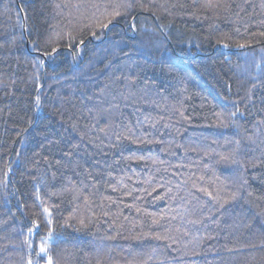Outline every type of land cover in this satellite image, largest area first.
Wrapping results in <instances>:
<instances>
[{"label":"trees","instance_id":"obj_1","mask_svg":"<svg viewBox=\"0 0 264 264\" xmlns=\"http://www.w3.org/2000/svg\"><path fill=\"white\" fill-rule=\"evenodd\" d=\"M49 257L264 264V0H0V264Z\"/></svg>","mask_w":264,"mask_h":264},{"label":"snow or ice","instance_id":"obj_2","mask_svg":"<svg viewBox=\"0 0 264 264\" xmlns=\"http://www.w3.org/2000/svg\"><path fill=\"white\" fill-rule=\"evenodd\" d=\"M118 14H119V13H117V15H118ZM105 26H106V25H105ZM41 253H45V254H46V253H47V249L42 247V248H41ZM38 255H39V254H38ZM48 264H52V262H51V258H50V257L48 258Z\"/></svg>","mask_w":264,"mask_h":264}]
</instances>
